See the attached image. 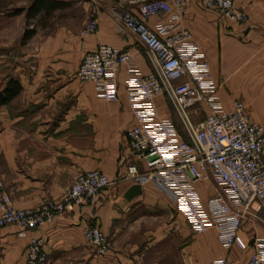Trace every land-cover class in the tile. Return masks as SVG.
Segmentation results:
<instances>
[{
  "label": "crops",
  "instance_id": "1",
  "mask_svg": "<svg viewBox=\"0 0 264 264\" xmlns=\"http://www.w3.org/2000/svg\"><path fill=\"white\" fill-rule=\"evenodd\" d=\"M32 1L16 0L15 6H28ZM140 2L57 0L55 6H44L28 17L35 32L28 43V66L16 68L22 89L10 106H0L3 188L13 205L28 208L44 195H62L86 170H102L113 183L101 190L96 201L59 213L37 228L1 226L0 264H26L30 236L43 239L49 264H158L164 259L152 257L151 250H159L166 236L183 238L182 254L179 251L176 261L184 264H202L220 255H226L229 264H247L251 245L225 247L212 227L197 239L189 227L184 228L187 218L169 193L151 182L125 176L126 164L133 159L125 132L136 122L127 101L129 74L125 68L119 72L116 101L104 99L92 81L76 76L83 54L102 43L129 49L142 73L153 71V58L145 45L119 17L124 10L138 16ZM234 4L247 13L242 23L220 18L215 10L203 8L200 0H187L177 27L189 29L201 44L223 106L229 108L235 100H242L251 118L264 123V0H234ZM16 16L22 20L25 12ZM91 18H96L97 28L84 32ZM164 19L160 14L147 23L153 26ZM157 102L160 114L174 121L166 98L158 96ZM206 113L204 102L188 109L194 123ZM196 188L202 201L215 192L206 180L197 182ZM89 224L100 226L111 239L107 254H98L86 242L83 233ZM239 230L249 244L255 234H264V210L249 213ZM142 235L145 239L136 238Z\"/></svg>",
  "mask_w": 264,
  "mask_h": 264
},
{
  "label": "built area",
  "instance_id": "2",
  "mask_svg": "<svg viewBox=\"0 0 264 264\" xmlns=\"http://www.w3.org/2000/svg\"><path fill=\"white\" fill-rule=\"evenodd\" d=\"M187 0H141L139 14L124 10L119 17L125 28L137 34L153 58V71L142 73L129 49L99 44L86 51L76 71L80 81H92L98 94L108 101L119 98V72L125 68L126 96L136 122L126 130L127 147L133 155L126 164L125 176L140 183L151 182L169 193L195 233L212 227L225 247L243 249L251 245L247 264H264V234H255L247 243L240 227L249 213L264 210V123L247 113L245 103L235 100L225 108L215 92L211 66L201 44L189 29L177 27ZM220 18L244 22L247 13L234 0H200ZM165 15L150 26L147 20ZM96 18L83 31L93 33ZM158 96H166L181 117L186 136L172 118L159 112ZM204 102L206 116L194 123L190 106ZM186 113V116L182 114ZM194 129H192L191 125ZM142 162L143 168L139 166ZM210 181L214 194L202 201L196 183ZM113 183L102 170L78 174L62 195H44L28 208L13 205L0 181V227L17 224L23 230L37 228L59 213L92 203L101 190ZM83 236L98 254L111 250L112 241L97 224H89ZM26 264H49L41 237L30 236ZM203 264H229L225 255Z\"/></svg>",
  "mask_w": 264,
  "mask_h": 264
},
{
  "label": "rangeland",
  "instance_id": "3",
  "mask_svg": "<svg viewBox=\"0 0 264 264\" xmlns=\"http://www.w3.org/2000/svg\"><path fill=\"white\" fill-rule=\"evenodd\" d=\"M15 1L16 0H0V14H2L0 15V87L6 81L7 76H9L10 74L16 75L17 72L16 68L18 65H20L22 68L24 66L27 67L28 66L27 62L30 61L28 60L29 56L26 57V55L29 53V51H31L28 49V43L31 38H29L23 44L20 43V39L22 37L23 31L26 28L29 27L31 28L30 20H28L26 16V11H22L25 12V18L23 17L22 20L20 18H16L17 17L16 15L18 14H10L9 11H12L13 9L19 7V6H15L16 5ZM12 3L14 4V6H12L13 5ZM165 98L169 103V106H171V109L173 110L172 116L175 123H177L178 125L179 131H181L182 134L186 136V131L184 130V125L182 123L181 117L177 113L172 102L168 100V97L165 96ZM6 105L10 106L11 104H6ZM176 208L179 212H181L177 207V205ZM163 217L165 218L166 216L163 215ZM187 227L190 228L188 220H187V226H185L184 228L186 229ZM192 233L195 235L197 239L199 238L201 239V237L204 235V233H195V232ZM145 237L146 236L142 235L141 237H136V238L145 239ZM183 241L184 240L182 237L179 238L176 237L173 240L172 237L166 236L162 239L161 244L158 245L159 250L156 249L151 250V255L152 257H156V256H160V258L163 257L164 260L159 261L160 263L158 264H184L182 262L176 261V256L178 255L179 251L182 254ZM204 262L205 261H203L202 264ZM198 264H201V262H198Z\"/></svg>",
  "mask_w": 264,
  "mask_h": 264
},
{
  "label": "trees",
  "instance_id": "4",
  "mask_svg": "<svg viewBox=\"0 0 264 264\" xmlns=\"http://www.w3.org/2000/svg\"><path fill=\"white\" fill-rule=\"evenodd\" d=\"M56 2L57 0H33L28 6L18 7L9 12L10 14H19L22 13V11H26V16L28 18L35 15V13H37V11L44 6L47 8L55 6ZM34 32L35 29L33 27L26 28L23 31L20 43H25L34 35ZM21 89L22 84L20 82V79L16 75L10 74L9 76H7L6 81L0 87V106L10 104L11 100L19 94Z\"/></svg>",
  "mask_w": 264,
  "mask_h": 264
},
{
  "label": "bare ground",
  "instance_id": "5",
  "mask_svg": "<svg viewBox=\"0 0 264 264\" xmlns=\"http://www.w3.org/2000/svg\"><path fill=\"white\" fill-rule=\"evenodd\" d=\"M182 114H183L184 116H186V113L182 112ZM189 124L191 125L190 121H189ZM191 127H192V129H194L192 125H191Z\"/></svg>",
  "mask_w": 264,
  "mask_h": 264
}]
</instances>
